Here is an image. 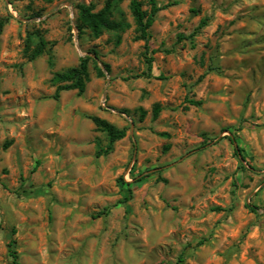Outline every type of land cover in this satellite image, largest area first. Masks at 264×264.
<instances>
[{
    "label": "rangeland",
    "instance_id": "374dc122",
    "mask_svg": "<svg viewBox=\"0 0 264 264\" xmlns=\"http://www.w3.org/2000/svg\"><path fill=\"white\" fill-rule=\"evenodd\" d=\"M130 1L94 36L77 5L105 0H0V264L13 237L20 264H264V0H157L151 77ZM92 115L126 128L108 153Z\"/></svg>",
    "mask_w": 264,
    "mask_h": 264
},
{
    "label": "trees",
    "instance_id": "16d2710c",
    "mask_svg": "<svg viewBox=\"0 0 264 264\" xmlns=\"http://www.w3.org/2000/svg\"><path fill=\"white\" fill-rule=\"evenodd\" d=\"M52 1V0H47ZM119 0H105V3L102 8L99 10H95L94 3H79L78 11L79 18L77 22V29L79 33L83 32L85 28H88L94 36H99L105 30H117L123 27V24L120 20L116 19L113 15L114 8ZM149 8H143V3L140 0H131L130 1V9L132 11L136 29L138 31V38H142L146 41V50L144 51V57L147 64V69L142 73L147 77L152 76V66H153V55L151 54L152 50L148 45L150 39V27L154 22L155 15L159 10L163 8L162 5L158 3L157 0H148ZM201 24H206V20L203 19ZM179 38H185L183 33H179ZM193 41V34L188 36ZM46 41L43 37H40V43L38 47L33 51L30 57H35L41 54L45 49ZM94 56H98V51L92 49L91 51ZM93 56L91 54H86L81 56L79 63L75 66L69 67L63 71H58L54 74V81L57 83L56 90L53 94L54 98H58L61 90L66 89H76L78 93H83L87 82L90 80V71H89V61ZM98 75H103V71L100 66L96 65ZM191 103L201 104L202 100L189 99ZM161 109L160 103H155L153 107V115L156 117L159 114ZM145 111H142V115H144ZM91 119L96 124L97 128L105 131L108 135V143L105 147L100 148L97 151V154L108 153L113 148V143L123 138L126 135V128L117 127L115 124L110 122L109 120L102 118L98 115H92ZM166 134V133H165ZM231 141L234 143L235 152L240 157L242 161H246V157L243 154L244 148L237 143L236 137L232 135L230 137ZM9 142L6 143L8 145ZM168 145H166V148ZM243 168H246L244 164H242ZM254 168L253 166H250ZM151 173H140V175H135L133 182H127L121 177L122 183L128 186V191L131 193L133 191L134 185H136L139 181L146 178ZM162 180L166 181V178L161 177ZM130 196V195H129ZM129 196L127 198H129ZM252 211L257 212V206L248 204ZM220 208V207H217ZM108 208L104 211H100L99 214L106 213ZM12 235L16 232V227H12ZM16 238L13 237L8 243L9 253L12 257L13 264H20L18 260V253L16 249ZM203 241H199L198 243H202ZM179 260H182V257H179Z\"/></svg>",
    "mask_w": 264,
    "mask_h": 264
}]
</instances>
